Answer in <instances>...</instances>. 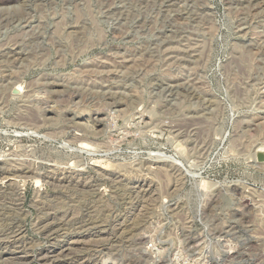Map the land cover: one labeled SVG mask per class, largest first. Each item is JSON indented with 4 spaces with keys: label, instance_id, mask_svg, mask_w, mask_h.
<instances>
[{
    "label": "rangeland",
    "instance_id": "obj_1",
    "mask_svg": "<svg viewBox=\"0 0 264 264\" xmlns=\"http://www.w3.org/2000/svg\"><path fill=\"white\" fill-rule=\"evenodd\" d=\"M78 112L100 114L88 122L98 136ZM263 151L264 0L0 4V172L34 170L16 180L22 207L6 190L0 212L25 227L28 264L69 237L99 242L77 248L76 264H198L192 243L216 238L264 264ZM47 223L61 224L52 237ZM250 236L259 243L244 250ZM4 242L5 260L21 255Z\"/></svg>",
    "mask_w": 264,
    "mask_h": 264
},
{
    "label": "bare ground",
    "instance_id": "obj_2",
    "mask_svg": "<svg viewBox=\"0 0 264 264\" xmlns=\"http://www.w3.org/2000/svg\"><path fill=\"white\" fill-rule=\"evenodd\" d=\"M13 1H15V0H0V4H9V3H11V2H13ZM15 53V52H14ZM12 54V53H11ZM52 90V89H51ZM56 91V90H55ZM52 92H54V91H52ZM55 93H57V92H55ZM50 111V110H49ZM98 112V111H97ZM95 113L93 116H88V115H85V114H83V112H82V114L80 113V112H78L79 113V115L76 117V120H77V122L78 123H76V124H78L77 126L78 127H80V129L79 130H82L83 131V133H92V135L93 134H95L96 133V131L97 132H99V133H96L97 134V136L100 134V129L98 130V128H97V130L95 131V133L93 132V127L92 126H90L89 124H88V122H89V120H93L94 121V123H95V125H98L99 126V124H100V122L102 121V122H104V119L102 120V117H100V114H98V113ZM52 113V112H51ZM77 113V112H76ZM100 113V112H99ZM52 115H54V114H52ZM73 115V114H72ZM74 116H76V115H74ZM102 116H103V114H102ZM73 118V117H72ZM101 118V119H100ZM46 119V118H45ZM50 119V118H49ZM48 118H47V120H49ZM75 120V121H76ZM74 121V122H75ZM46 122V121H45ZM48 122V121H47ZM91 122V121H90ZM75 124V125H76ZM91 124H92V122H91ZM74 125V124H73ZM93 126H94V124H92ZM102 125H103V123H102ZM92 127V128H91ZM77 128V127H76ZM101 128V127H100ZM103 128V127H102ZM90 135V134H89ZM92 135H90V136H92ZM85 135L83 134V137H84ZM94 136V135H93ZM96 136V135H95ZM77 137V136H76ZM76 137H75V140H76ZM83 137H81V139L83 138ZM89 137V136H88ZM80 138V137H79ZM87 138V137H86ZM80 139H78V141H79ZM84 140V139H83ZM82 145V149H80V150H82V151H85V152H87V151H91V150H93V148L91 147V145H89V144H87V143H82L81 144ZM263 148V147H262ZM260 150H261V148H260ZM264 152V151H263ZM255 153V152H254ZM256 154V153H255ZM264 154V153H263ZM256 158V157H255ZM256 160V159H255ZM254 160V161H255ZM2 161V160H1ZM255 162H257V160L255 161ZM264 162H261V163H257V164H263ZM2 165V164H1ZM32 164H29V163H25V164H20L19 166H16V167H14V168H12V169H9L8 168V170H5V171H2V172H0V181H1V183H0V202H2L3 200H4V198H5V196H6V190H11L12 191V194L14 195V196H16V201L19 203L18 205L19 206H21L22 207V205H23V203H24V201H25V195H24V193H23V190L24 189H22L21 187L19 188V186L17 185V183H16V180L18 179V178H20L21 176H25V177H28V176H30L31 178H32V175H34V170L32 169V166H31ZM11 167V166H10ZM100 168V167H99ZM177 170V169H176ZM175 172H179V171H175ZM176 175V174H175ZM180 175V174H179ZM35 176H37V175H35ZM104 176V175H103ZM106 177V176H105ZM37 178V177H36ZM39 178V177H38ZM35 179V178H34ZM23 180V179H22ZM25 180V179H24ZM5 181V182H4ZM67 181V180H66ZM77 182V181H76ZM37 183H39V181L37 180ZM76 187V186H75ZM3 189H4V191H3ZM147 189V188H146ZM148 190V189H147ZM139 191V190H138ZM215 191V190H214ZM8 192H10V191H8ZM137 192V191H136ZM130 193V192H129ZM244 193V192H243ZM211 194H212V192H211ZM66 195V194H65ZM82 195V194H81ZM162 195V194H161ZM139 196V195H138ZM150 196V195H149ZM155 196V195H154ZM172 196V195H171ZM212 196V195H211ZM150 198V197H149ZM148 197H147V200L149 199ZM140 200V199H139ZM150 200V199H149ZM144 202L146 201L145 199L143 200ZM152 201V199L150 200V201H148V203L149 202H151ZM153 201H154V199H153ZM244 201V200H243ZM243 201H241V202H243ZM137 202V201H136ZM143 202V203H144ZM16 203V202H15ZM132 203V202H131ZM141 203V202H140ZM137 205V204H136ZM143 205H145V204H143ZM246 205V204H245ZM62 206V205H61ZM139 206H141V207H138V209L140 210L139 211V213L141 212H143V213H145V211H146V208H147V210H148V208L150 207V204L148 205L149 207H147V203H146V206H142V205H139ZM247 206V205H246ZM243 207H245V206H243ZM241 208V207H240ZM19 209L20 208H18V211H19ZM239 209V208H238ZM11 211V210H10ZM21 211V212H20ZM19 211V213H21L20 215H21V219H23V218H25L26 216H27V213L26 212H22V210H20ZM239 211V210H238ZM109 212V211H108ZM147 214H148V212H146ZM9 215V214H8ZM65 215V214H64ZM136 215V214H135ZM235 215V214H234ZM143 216H145V214L143 215ZM147 216V215H146ZM15 217V216H14ZM138 217H139V214H138ZM140 217H142V215L140 216ZM238 217V216H237ZM8 218V217H7ZM48 218V217H47ZM136 218V217H135ZM62 219V218H61ZM140 219V218H139ZM139 219H137V220H139ZM136 220V221H137ZM142 221H143V219H141ZM2 221H4V222H2ZM96 221V220H95ZM131 221H132V219H131ZM134 221V220H133ZM6 222H7V220H6V218H5V214H3L2 212H0V233L1 232H4V231H8V233L6 234V237L4 238V236L2 237V238H4L3 240H0V247H2V245L3 244H5V240L6 239H12V241H13V243L15 244V245H19V250H21V255H19V256H15V257H13V258H9V257H7V259H9L10 261H6L5 260V258H4V253L5 252H3L2 250L0 251V258H4V261H6V262H8V264H10L9 262H15L16 264H28L29 263V255L27 254V252L25 251L26 249H29L28 247L25 249V247L27 246V245H25V242H26V238H25V234H26V229H25V227L23 226V225H21V224H19V225H17V226H13V227H9V225H11V224H9V225H7L6 224ZM20 222H21V220H20ZM88 222V221H87ZM129 222V221H128ZM135 222V221H134ZM122 223V222H121ZM130 224L129 225H131V222H129ZM133 223V222H132ZM136 223V222H135ZM140 223V222H139ZM125 224V223H124ZM137 224V223H136ZM233 224V223H232ZM59 225H61V224H59ZM59 225H50V224H44L43 226H42V233L44 234V235H47V236H53V234L55 233V231L58 229V227H60ZM120 225V224H119ZM128 225V226H129ZM133 225V224H132ZM118 226V225H117ZM134 226V225H133ZM133 226H131L130 227V229H131V231L134 229H132V227ZM136 226H138V225H136ZM243 226V225H242ZM241 226V227H242ZM86 227H88V226H86ZM112 227V226H111ZM7 228V229H6ZM57 228V229H56ZM128 228V227H127ZM127 228L126 229H124V232L126 233L127 231ZM137 228V227H136ZM224 228V227H223ZM243 228V227H242ZM252 228V227H251ZM56 229V230H55ZM85 229V228H84ZM239 229V228H238ZM82 230V229H81ZM227 230H229V229H227ZM118 231V230H117ZM129 231V230H128ZM231 231H233V235L235 236L236 234H241V236H242V234L243 233H248V231H247V228L245 229H239V230H237V228L234 226V227H232L231 228ZM115 232V231H114ZM121 233H122V231H120ZM123 232V233H124ZM229 232V231H228ZM5 233V232H4ZM3 233V234H4ZM120 233V234H121ZM128 233V232H127ZM126 233V234H127ZM212 233V232H211ZM221 234H223L222 232H220ZM220 233H218V235L220 234ZM231 233V232H230ZM130 234H132V232L130 233ZM214 234V233H213ZM228 234V233H227ZM124 235V234H123ZM144 235V234H143ZM224 235H226L225 233H224ZM232 235V234H231ZM246 235V234H245ZM244 235V236H245ZM100 236V235H99ZM116 236V235H115ZM118 236H120V235H118ZM222 236V235H221ZM229 236H230V234H229ZM237 236V235H236ZM240 236V237H241ZM243 236V237H244ZM247 236V235H246ZM253 236V235H252ZM121 237H122V234H121ZM217 237V236H216ZM220 237V236H219ZM218 237V238H219ZM226 237V236H225ZM231 237V236H230ZM229 237V238H230ZM240 237H238V238H240ZM67 238V237H66ZM84 238V239H83ZM100 238V237H99ZM125 238V237H124ZM148 238V237H147ZM222 238V237H221ZM254 237H248L247 239H245L244 241H246V243H245V245H243V243L241 244L242 245V248H244V246H248V245H254V244H256L258 241L257 240H255V239H257V238H255V239H253ZM98 239V238H97ZM104 239V238H103ZM243 239V238H242ZM55 240V239H54ZM100 240H102V239H100ZM99 239H98V241H100ZM221 239L219 238L218 240H217V238H216V244L218 245V243H219V241H220ZM225 240V239H224ZM226 240H227V238H226ZM103 241V240H102ZM243 241V240H242ZM96 241V239H94L93 238V240H90V239H88L87 237H76L75 239L73 238V237H69L66 241H64V240H62V242H53L52 244H50V246H48V248L47 249H44V251L41 253V254H39V262L41 263V264H76V259L74 258L75 256H74V254H75V252H77V248H79L80 246L82 247V246H90V247H92L93 245H95L96 246V244L97 243H99V242H97ZM193 242V241H192ZM195 242H197V241H195ZM199 242V241H198ZM28 243H29V241H28ZM31 244H32V242H30ZM96 243V244H95ZM259 243V242H258ZM257 243V244H258ZM118 244V243H117ZM193 244V246H192V251H194L193 253H192V257L193 256H198L197 258H198V264H204V263H206V261H205V259H207V258H209V257H211L210 255H209V251L207 252V250H208V248H207V246L205 245V242H203L202 241V243H198V244H194V243H192ZM30 244H28V246H29ZM33 245V244H32ZM190 245V244H189ZM6 247V246H5ZM4 247V248H5ZM32 248H33V246H31ZM80 247V248H81ZM217 247V246H216ZM85 248V247H84ZM241 248V249H242ZM249 248V247H248ZM3 249V248H2ZM31 249V248H30ZM86 249V248H85ZM87 249H89V247L87 248ZM217 249H219V248H217ZM247 249V248H246ZM245 248H244V250H246ZM79 250V249H78ZM196 250H197V252H196ZM248 250V249H247ZM80 251V250H79ZM84 251V250H83ZM3 252V253H2ZM244 252V251H243ZM9 253V252H8ZM191 253V252H190ZM226 252L225 251H223V250H221V249H219V251H218V253L216 254L215 253V255H213V257H212V260L215 262V264H219V261H220V256H224V254H225ZM10 254V253H9ZM8 254V255H9ZM77 254H78V252H77ZM236 254V255H235ZM244 254V253H243ZM245 254H246V252H245ZM234 255V256H233ZM233 255L231 254L229 257H227V259L228 258H230V260L231 261H233V260H237L238 261V259L242 256V253L240 254V253H237L236 251L235 252H233ZM248 255V254H247ZM246 255V256H247ZM6 256V255H5ZM60 256H71L69 259H68V261H66V260H60L59 258H60ZM80 256V255H79ZM255 257V256H254ZM258 257V256H257ZM67 258V257H66ZM95 258V257H94ZM197 258H196V260L194 261V262H196L197 261ZM38 259V258H37ZM80 259V258H79ZM84 259H86V258H84ZM90 259H92V258H90ZM245 259V258H244ZM241 260V261H238L237 263L234 261V264H252L251 262L250 263H247L245 260ZM252 259V258H251ZM82 260V259H81ZM88 260V259H87ZM95 260V259H94ZM194 260V259H193ZM224 260V259H223ZM1 261V260H0ZM80 261V260H79ZM83 261V260H82ZM81 261V263L80 264H87V261H83L82 262ZM97 261V260H96ZM186 261V260H185ZM248 261V260H247ZM252 261V260H251ZM6 262H4V263H6ZM94 262V261H93ZM225 262V261H224ZM78 263V262H77ZM163 263V261L162 262H160L159 264H162ZM233 263V262H232ZM93 264H97V263H93ZM99 264V263H98ZM102 264V263H101ZM209 264V263H208ZM210 264H212V262L210 263ZM227 264V263H226ZM229 264V263H228ZM231 264V263H230Z\"/></svg>",
    "mask_w": 264,
    "mask_h": 264
},
{
    "label": "built area",
    "instance_id": "obj_3",
    "mask_svg": "<svg viewBox=\"0 0 264 264\" xmlns=\"http://www.w3.org/2000/svg\"><path fill=\"white\" fill-rule=\"evenodd\" d=\"M206 185V184H205ZM207 186H204V188H206ZM228 187V189H226L227 191H230L231 193V195L232 196H235V195H237V185L236 184H232V185H230V186H227ZM214 189H216V188H211L210 189V191H205V189H203V188H201L199 191L201 192H204V193H208V194H210L211 192H212V190H214ZM231 189V190H230ZM220 191V190H219ZM214 194H216V193H214ZM219 195H221V191H220V193H219ZM218 195V196H219ZM235 239V238H234ZM237 240V239H236ZM216 242L217 241H215L214 242V246H211V243L209 244L210 245V247L208 248L209 250L208 251H211L212 252V254L214 255V252L217 254L218 253V251H219V249L221 248V250H223V251H226V253L224 254V256H220V261H219V264H223L224 262H223V259H225V258H227V257H229L231 254H233V252H235V250H233V249H230V250H226L225 249V247H226V245L228 244V243H225V242H222V247H218L219 249H215V246H216ZM228 242H230V241H228ZM214 249H215V251H214ZM233 250V251H232ZM205 261H206V263H209V262H212V264H215V262L212 260V257H209V258H207V259H205Z\"/></svg>",
    "mask_w": 264,
    "mask_h": 264
},
{
    "label": "water",
    "instance_id": "obj_4",
    "mask_svg": "<svg viewBox=\"0 0 264 264\" xmlns=\"http://www.w3.org/2000/svg\"><path fill=\"white\" fill-rule=\"evenodd\" d=\"M256 160H257V163L264 162V154L263 153H257Z\"/></svg>",
    "mask_w": 264,
    "mask_h": 264
}]
</instances>
